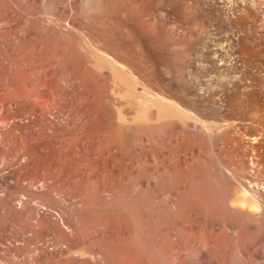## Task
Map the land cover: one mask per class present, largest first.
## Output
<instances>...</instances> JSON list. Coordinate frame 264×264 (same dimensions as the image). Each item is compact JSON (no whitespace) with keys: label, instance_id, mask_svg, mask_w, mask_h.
Listing matches in <instances>:
<instances>
[{"label":"bare ground","instance_id":"6f19581e","mask_svg":"<svg viewBox=\"0 0 264 264\" xmlns=\"http://www.w3.org/2000/svg\"><path fill=\"white\" fill-rule=\"evenodd\" d=\"M0 264H264V0H0Z\"/></svg>","mask_w":264,"mask_h":264}]
</instances>
